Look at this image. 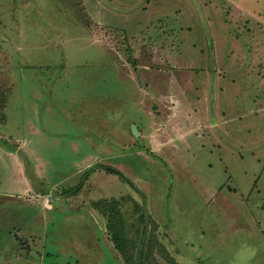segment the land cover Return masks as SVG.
<instances>
[{"label":"rangeland","instance_id":"1","mask_svg":"<svg viewBox=\"0 0 264 264\" xmlns=\"http://www.w3.org/2000/svg\"><path fill=\"white\" fill-rule=\"evenodd\" d=\"M138 192L159 264H264V0H0V264H122Z\"/></svg>","mask_w":264,"mask_h":264},{"label":"trees","instance_id":"2","mask_svg":"<svg viewBox=\"0 0 264 264\" xmlns=\"http://www.w3.org/2000/svg\"><path fill=\"white\" fill-rule=\"evenodd\" d=\"M127 52V49H126ZM125 52V53H126ZM130 56L127 58L129 59ZM4 141V138H3ZM106 172L112 171L120 173L118 170H113L111 167L105 165L101 166ZM91 170V168H89ZM89 169L86 171L88 172ZM70 188L64 189V191ZM140 195V193L138 192ZM142 201V200H141ZM92 206L103 216V226L108 240L115 249L118 258L122 264H139L138 253L140 250L141 240L144 233V227L139 232V237L137 238L134 234H131L129 227L124 219L120 207V200L117 198L101 199L96 202H92ZM140 221L144 223L145 213L143 205H140ZM165 227V226H164ZM157 237L155 232L147 231L144 247L142 250L141 261L142 264H159L160 262L155 259L153 255V247L155 242H157ZM161 245V252H164V257L170 262V264H177L173 255L165 250L163 242H159ZM159 263H158V262Z\"/></svg>","mask_w":264,"mask_h":264},{"label":"water","instance_id":"3","mask_svg":"<svg viewBox=\"0 0 264 264\" xmlns=\"http://www.w3.org/2000/svg\"><path fill=\"white\" fill-rule=\"evenodd\" d=\"M140 198L142 200V205H143V209H144V213H145L144 233H143V236H142L140 250H139V253H138V262H139V264H142L141 255H142V250H143V247H144V243H145V239H146V235H147V230H148L149 213H148V210H147V207H146L145 197L142 194H140Z\"/></svg>","mask_w":264,"mask_h":264}]
</instances>
